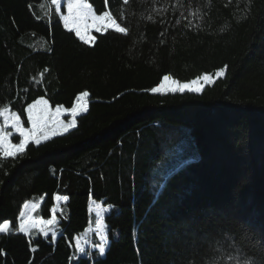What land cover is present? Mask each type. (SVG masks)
Returning <instances> with one entry per match:
<instances>
[{
  "label": "trees",
  "instance_id": "16d2710c",
  "mask_svg": "<svg viewBox=\"0 0 264 264\" xmlns=\"http://www.w3.org/2000/svg\"><path fill=\"white\" fill-rule=\"evenodd\" d=\"M126 29L64 28L53 0H0V108L28 128L38 99L68 132L0 152V264H260L264 260V0H86ZM224 68L199 94L150 91ZM15 135L12 141L17 143ZM59 206L55 239L17 233L25 202ZM103 217L106 252L73 240ZM91 246L97 244L91 234Z\"/></svg>",
  "mask_w": 264,
  "mask_h": 264
},
{
  "label": "snow or ice",
  "instance_id": "6c2138e0",
  "mask_svg": "<svg viewBox=\"0 0 264 264\" xmlns=\"http://www.w3.org/2000/svg\"><path fill=\"white\" fill-rule=\"evenodd\" d=\"M53 3L56 4L58 7L60 6V0H53ZM67 12L68 15L64 17L65 25L67 26V23L70 19H74L76 23L75 27V34L76 36L83 41L85 44H89L90 42H94L96 40V37L91 35L89 33L90 28H95V31L97 33H102L104 31H107L110 27H115V31L118 33H125L126 29L124 27H121L119 23H117L116 20L112 19L108 13H104L103 16L96 17L95 15H92V6L85 2V0H67ZM91 16L92 24L89 25L87 23H84L83 25V32L81 31V22L86 21ZM108 18V23H100L99 21H103L105 18ZM224 68H221L217 73L216 76H222L224 73ZM172 78L169 75H165L162 78V81L159 86L152 87L150 89L153 93H158L161 91L162 88L165 87L164 81H169ZM212 77L208 74L203 75L202 77H197L196 79H193L186 83H181L179 81H173V84L176 85V87H169L168 91L171 92H184L185 89L191 92H197L200 91L201 82L203 84H207ZM193 85H197V87H193ZM88 96L87 92H81L76 99L80 100L82 97ZM36 104H47V101L45 100H38L36 101ZM36 104L29 105L27 108V115H28V122L31 124V127L28 129H25L20 122V118L16 116L14 113L5 116V112L8 111L7 108H0V117H3L4 125L10 126L12 129H15L16 132H18L19 139L18 143H12L10 140V136L12 133L6 130L5 127H0V151H2L3 155L5 157H16L18 153L23 154L25 152L26 145L29 143L30 140L36 142L37 144L40 143L41 138L44 139L48 138L49 131L53 132V134L56 133V131L60 128H63L64 131H67L70 127L74 125V121L69 124H65L63 121L59 119L61 114V108L57 107L55 109V113L52 116H48L45 112L41 111L40 113L34 114L33 109L35 108ZM82 108L79 105H73L69 111L73 117H75L79 111H81ZM51 120V126L49 121ZM69 199L68 196H57L56 200H64L67 201ZM27 207V205H25ZM36 205H32L31 208L34 210ZM52 213H56L57 209L54 207L51 209ZM101 213L97 211L96 216V231L99 233V240L100 243L95 245L99 255L103 256L106 252V244L109 243L108 238L103 234L102 229L104 225L101 222L100 219ZM22 219L19 223V231L22 233H27L29 231V224L30 223H43L46 225H55L57 220L55 215L51 219H48L46 221H33L30 220V211L28 213L22 212L20 214ZM9 221L5 219L3 223H0V233H5L9 230ZM41 231H44L42 228ZM45 235H47V232H45ZM52 236L55 239L56 232H52ZM77 249L80 253H84L85 249L80 244V238L77 237ZM91 255V253H89ZM244 264H247V261L244 262ZM260 264H264V260L260 262Z\"/></svg>",
  "mask_w": 264,
  "mask_h": 264
},
{
  "label": "rangeland",
  "instance_id": "374dc122",
  "mask_svg": "<svg viewBox=\"0 0 264 264\" xmlns=\"http://www.w3.org/2000/svg\"><path fill=\"white\" fill-rule=\"evenodd\" d=\"M85 2H86V0H85ZM53 5H54V7L56 8V10H57L58 12H60V7L63 6L64 11L60 14V20H61V23H62V25L64 26L65 29H67V30L72 31L73 33H75L76 23H75L74 19H70V20L68 21V23H67V26L65 25L64 17L68 15V12H67V0H60V6H59V7H58L56 4H54V3H53ZM92 15H95V14L92 12ZM103 15H104V13L101 14V15H99V16H96V15H95V16H96V17H100V16H103ZM99 22H100V23H108L109 21H108V18L106 17L103 21H99ZM84 23H87V24L91 25V24H92L91 16H90L86 21L81 22L80 26H81V31H82V32H83V30H84V28H83ZM109 29H111V30H115V27L113 26V27H110ZM92 32H96L94 27L89 29V33H90L91 35H92ZM75 35H76V34H75ZM82 42H83V41H82ZM83 43H84V42H83ZM91 43H92V42H90V43L87 44V45H90ZM218 71H219V70H218ZM218 71H215V72H213V73H211V74H208V75H210V76L212 77V79H211L207 84H203V83L201 82V85H202V86H200V91H197V92H191V91H188L187 89H185L184 92H179V91H177V92H171V91H168V88H169V87H176V85L173 84V81H176V80L171 79V80H169V81H164L165 87L162 88L161 91L158 92L157 94H162V93H185V92H187V93H195V94H199L201 91H203V89H204L205 87L211 85L215 80H217V79H219V78H221V77L223 76V75H222V76L217 77V76H216V73H217ZM203 75H205V74H203ZM203 75H200V76H198V77H202ZM196 78H197V77H196ZM196 78H195V79H196ZM192 80H193V79H192ZM161 81H162V79H161ZM161 81H160V83H161ZM189 81H191V80H189ZM189 81H186V82H189ZM179 82H180V81H179ZM186 82H181V83H186ZM160 83H159L157 86H159ZM157 86H156V87H157ZM193 87H197V85H193ZM38 100H45V99H38ZM38 100H36V101H38ZM36 101H35L33 104H36ZM45 101H46V100H45ZM86 101H87V96H86V97H82L80 100H77V99H76V101H75V105H79V106L82 108V110L79 111L78 114H77L75 117H73L69 111H67L66 109L60 107V108H61V114H60L59 119H60L61 121H63L65 124H69V123H72V122L74 121V125H73L72 127H70L67 131H64L63 128H60V129H58V130L56 131L55 134H53V132L49 131V133H48V138H47V139H44V138L42 137L41 140H40V143L43 142V141H46V140H48V139H50V138H52V137H54V136L62 135V134H64V133L68 132L69 130L73 129L74 126H75V118H76L77 116L81 115L82 113H84L85 110H86V104H87ZM33 104H31V105H33ZM56 108H57V106H56V107H51V106L48 104V102H47V104H36L35 108L33 109V113H34V114H37V113H40L41 111H43V112H45L48 116H52V115L55 113V109H56ZM26 112H27V110H26ZM10 114H13V113L10 112L9 110L5 112V116L10 115ZM14 114H15V113H14ZM15 115H16V114H15ZM16 116H17V115H16ZM27 117H28V115H27ZM49 123H50V126H51V120L49 121ZM21 125H22V124H21ZM22 126H23V125H22ZM0 127H5L7 131H9L10 133H12V135L10 136V140H11L12 143H15V142L12 141V137L15 136V135L19 136V134H18V132H16L15 129H12L10 126H5V125H4L3 117H0ZM30 127H31V124L29 123L28 128H30ZM28 128H27V129H28ZM25 129H26V128H25ZM20 138H21V137H20ZM18 142H19V141H18ZM18 142H17V143H18ZM29 143H35V144H37L36 142H34V141H32V140H30ZM29 143H28V144H29ZM28 144H27V145H28ZM27 145H26V146H27ZM0 152H1V154L3 155L2 151H0ZM62 202H64V200H56V197H54V203H55L54 207L57 209V212H56V213H52V211H51V215H50V217H49L48 219H51V218L53 217V215H55V217H56V214L59 212V206H60V204H61ZM40 203H41V201H39L37 204L34 203V202H32V201L25 202L24 205L22 206V209H21L20 214H21L22 212L28 213V212L30 211V220H33V221H46V220H48V219L45 220V219H42V218H37V217L35 216V212L38 211L39 206H40ZM33 204L36 205V207H35L34 210H32V208H31V206H32ZM25 205H27V207H25ZM109 210H110L109 207L101 205L100 202H97V201H91V202H90L89 211H90L91 216L94 218V221H93V223L91 224V226H89V227H88L84 232H82L80 235L76 236V237L74 238V240H73V245H72V247H73V251L76 253L77 256H85L86 254H88L89 251H86V250L88 249V247H89L90 251H92V250H96V251H97L96 247H95V246H91V244H90L91 234L95 236V238H96V240H97V244L100 243V240H99V235H100V234L97 233V231H96V219H97L96 213H97V211H99V212L101 213V215H100V219H101L102 224L104 225V223H103V217L109 212ZM21 219H22V217L19 215L17 225H16V227L14 228V230H15L17 233H22V232L19 231V223H20V220H21ZM56 220H57V222H58V218H57V217H56ZM57 222H56L55 225H51V226L46 225V224H43V223H30V224H29V231H28V232H30V231H32V230H35V231H37V232L39 233V235H40L42 238H44V239L51 238V239L53 240L54 238H53V236H52V232L55 231V232H56V236H57V232H58ZM9 225H10V224H9ZM42 228L44 229V231H41ZM10 230H11V228L9 227V230H8V231H10ZM8 231H7V232H8ZM7 232H5V233H7ZM28 232H27V233H28ZM45 232H47V235H45ZM102 232H103V234L106 236V227H105V225H104V227H103V229H102ZM0 234H3V233H0ZM23 234H25V233H23ZM77 237L80 238V244H81V246H83V248L85 249L84 253H80V252L78 251V249H77V240H76ZM55 238H56V237H55ZM97 244H96V245H97ZM105 247L107 248V244H106ZM97 252H98V251H97ZM100 256H101V255H100Z\"/></svg>",
  "mask_w": 264,
  "mask_h": 264
}]
</instances>
